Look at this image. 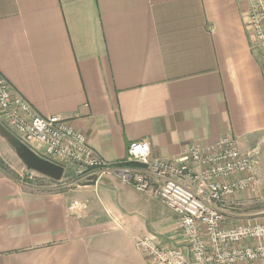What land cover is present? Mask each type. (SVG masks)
Wrapping results in <instances>:
<instances>
[{
  "label": "crops",
  "instance_id": "1",
  "mask_svg": "<svg viewBox=\"0 0 264 264\" xmlns=\"http://www.w3.org/2000/svg\"><path fill=\"white\" fill-rule=\"evenodd\" d=\"M255 0H0V74L43 117L60 116L106 162L147 140L156 157L234 139L264 198V69ZM34 192L0 168V264H154L136 246L187 245L178 217L117 173ZM95 182V184H91ZM226 215V214H225ZM228 215V214H227ZM228 226L247 224L229 212Z\"/></svg>",
  "mask_w": 264,
  "mask_h": 264
},
{
  "label": "built area",
  "instance_id": "2",
  "mask_svg": "<svg viewBox=\"0 0 264 264\" xmlns=\"http://www.w3.org/2000/svg\"><path fill=\"white\" fill-rule=\"evenodd\" d=\"M248 19L264 69V0H255ZM0 123L42 158L66 170L81 167L89 175L117 173L124 183L150 193L173 211L187 253L166 249L152 237L138 239L136 246L148 252L154 264H264V220L229 227L220 210V205L260 185L254 153L242 151L234 139L194 145L174 159L154 156L147 140L134 141L126 158L111 164L66 119L41 116L1 74Z\"/></svg>",
  "mask_w": 264,
  "mask_h": 264
},
{
  "label": "rangeland",
  "instance_id": "3",
  "mask_svg": "<svg viewBox=\"0 0 264 264\" xmlns=\"http://www.w3.org/2000/svg\"><path fill=\"white\" fill-rule=\"evenodd\" d=\"M0 159L8 170V175L14 178L18 183L31 191L39 193H60L75 189L78 185L87 182L88 171L78 166L67 168L61 181H54L34 171H30L18 158L15 150L10 144L0 137ZM263 194L258 198L247 197L241 204L233 205L232 208H226L225 214L229 212L242 219L264 220V198ZM228 214V215H227Z\"/></svg>",
  "mask_w": 264,
  "mask_h": 264
},
{
  "label": "water",
  "instance_id": "4",
  "mask_svg": "<svg viewBox=\"0 0 264 264\" xmlns=\"http://www.w3.org/2000/svg\"><path fill=\"white\" fill-rule=\"evenodd\" d=\"M0 137L7 141L15 150L18 158L30 171H34L54 181H61L65 175L66 169L63 165L44 159L34 153L28 146L23 144L17 137L8 131L0 123ZM95 184V182L90 183Z\"/></svg>",
  "mask_w": 264,
  "mask_h": 264
},
{
  "label": "trees",
  "instance_id": "5",
  "mask_svg": "<svg viewBox=\"0 0 264 264\" xmlns=\"http://www.w3.org/2000/svg\"><path fill=\"white\" fill-rule=\"evenodd\" d=\"M0 168L8 175V170L1 159H0Z\"/></svg>",
  "mask_w": 264,
  "mask_h": 264
}]
</instances>
